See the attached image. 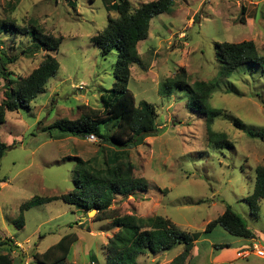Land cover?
<instances>
[{"label": "rangeland", "instance_id": "1", "mask_svg": "<svg viewBox=\"0 0 264 264\" xmlns=\"http://www.w3.org/2000/svg\"><path fill=\"white\" fill-rule=\"evenodd\" d=\"M148 1L130 0L131 9ZM116 16V11L106 10L103 0H0V20L12 19L20 26L33 20L43 33L62 36L53 52L30 33L8 29L0 34L3 49L16 59L7 65L14 78L27 76L46 53L59 62L45 91L29 106L6 111L0 125V141L7 145L0 159V253H8L13 264H38L32 255L69 232L78 239L66 264H103L106 259V244L116 228L112 220L94 221L96 211L81 212L57 198L24 209L23 227L16 223L21 204L33 196L59 197L73 189L75 157L87 160L106 154L98 139L89 141L50 126L60 119H77L81 104L101 107V95L109 97L117 54L112 51L103 57L90 38ZM242 40L253 41L264 56V0H175L170 11L151 19L147 38L137 43L140 63L131 66L128 82L136 101L146 100L156 111L155 135L129 150L133 176L144 179L147 187L115 195L111 209L140 217L165 216L181 231L211 242L233 247L249 243L222 228L204 232L206 223L230 205L258 236L264 234V199L257 217L245 201L255 182V167L264 165V64H253L252 69L241 66L218 78L209 96V105L220 110L211 128L226 133L231 148L208 144L204 116L187 107L185 91L167 94L161 87L179 68L185 69L190 84L217 78L215 43ZM4 83L0 80V102L5 98ZM259 244L264 246L262 240ZM182 248L163 251L154 262L150 256L138 260L167 264ZM203 256L195 264H209ZM246 258L231 264L264 263V258L252 254Z\"/></svg>", "mask_w": 264, "mask_h": 264}, {"label": "trees", "instance_id": "2", "mask_svg": "<svg viewBox=\"0 0 264 264\" xmlns=\"http://www.w3.org/2000/svg\"><path fill=\"white\" fill-rule=\"evenodd\" d=\"M107 11H116L115 18L110 17L106 26L90 38L100 50L103 57L115 51L117 59L113 67L114 82L109 97L101 95L102 106L91 107L87 104L78 106L80 115L75 120L60 119L50 127L62 133L85 137L94 135L105 146L106 154L101 158L84 160L75 157L76 179L71 191L59 197L33 196L20 206L18 222L23 227V210L34 205L61 198L64 202L75 205L80 211L95 210L94 221L112 220L116 231L106 244V259L103 264H141L138 258L161 254L171 248L182 245L183 248L167 264H191L187 260L197 234L181 231L167 217L152 215L136 216L133 213L120 214L111 209L115 195H123L143 191L147 183L142 178L133 176L134 165L129 158V150L143 143L148 136L157 132L156 111L152 103L140 99L136 101L133 92L128 88L130 68L140 63L137 43L148 36L150 21L173 7L175 0H151L131 9L130 0H103ZM244 13V8H242ZM8 29L15 33L31 34L34 40L43 45L45 50L56 52L62 36L53 37L45 34L33 20L29 26H20L14 20H0V34ZM0 37V80H3L5 98L0 102V125L5 121L6 111L29 106L37 94L45 91L50 78L56 75L59 62L55 56L46 53L27 76L14 78L7 65L16 59L10 57L2 47ZM216 56L220 62L217 78L205 82H188L184 68H179L172 76L166 78L161 87L163 92L170 94L175 89L185 91L186 105L192 110L202 112L205 123L207 142L211 147H232L226 133L216 132L211 126L220 110L209 105L208 99L218 78L229 76L241 66L253 67V64H264L256 45L251 40L240 42H216ZM235 125L242 128L239 120ZM248 135H252L249 131ZM264 140V136H262ZM107 147V148H106ZM7 149L5 142L0 141V159ZM264 199V165L255 167V182L248 192L245 201L250 213L257 217L260 213V202ZM203 200H198L201 203ZM82 224V223H81ZM222 228L227 233L245 238H256L258 234L249 227L230 205L214 219L206 223L204 232ZM78 239L75 232L64 234L56 243L48 246L43 252H35L32 258L38 264H66V258L73 243ZM220 247L227 246L225 244ZM0 264H13L8 253H0ZM69 264H85L71 262ZM149 264V263H147ZM264 264V263H262Z\"/></svg>", "mask_w": 264, "mask_h": 264}, {"label": "crops", "instance_id": "3", "mask_svg": "<svg viewBox=\"0 0 264 264\" xmlns=\"http://www.w3.org/2000/svg\"><path fill=\"white\" fill-rule=\"evenodd\" d=\"M260 209H261V206H260ZM215 229H217V228H215ZM215 229H213L212 231H209V232H213V231H215ZM255 232L258 234L257 230H255ZM261 235L262 236H258V239L248 238L249 243H246V244L240 243V244L236 245L235 247L225 244V245H227L226 247L229 249H227L225 246L220 247L219 246V245H221L220 243L211 242L206 237L205 238L199 237L194 241L193 247L190 251V254L187 257V260L189 261V263L195 264L202 257H204L203 255H207V257H205V258L208 260L209 264H226V263L231 264V263H234L239 258L247 259L246 257L248 254H252L254 256L264 258V254L262 256H258V255H256L255 251L252 249V246L255 244V245H257V248H261L264 250V246H261L259 244L260 240H262L263 244H264V234H261ZM13 244L16 245V244H18V242L14 240ZM207 250H208V252H206ZM158 255L159 254L151 256L149 261L154 262L156 260V259H154V257L158 256ZM150 263L151 262H149V264ZM246 263H248V260L246 261ZM151 264H154V263H151Z\"/></svg>", "mask_w": 264, "mask_h": 264}, {"label": "built area", "instance_id": "4", "mask_svg": "<svg viewBox=\"0 0 264 264\" xmlns=\"http://www.w3.org/2000/svg\"><path fill=\"white\" fill-rule=\"evenodd\" d=\"M86 138L89 141H94L95 140L94 135H87ZM252 249L255 251L256 255H258V256H262L264 254V250L261 249V248H257V245H255V244L253 245ZM25 263L27 264V262H25ZM91 264H94V263L91 262Z\"/></svg>", "mask_w": 264, "mask_h": 264}, {"label": "water", "instance_id": "5", "mask_svg": "<svg viewBox=\"0 0 264 264\" xmlns=\"http://www.w3.org/2000/svg\"><path fill=\"white\" fill-rule=\"evenodd\" d=\"M95 210L88 211V214L93 213Z\"/></svg>", "mask_w": 264, "mask_h": 264}, {"label": "bare ground", "instance_id": "6", "mask_svg": "<svg viewBox=\"0 0 264 264\" xmlns=\"http://www.w3.org/2000/svg\"><path fill=\"white\" fill-rule=\"evenodd\" d=\"M90 214H92V213H90Z\"/></svg>", "mask_w": 264, "mask_h": 264}]
</instances>
